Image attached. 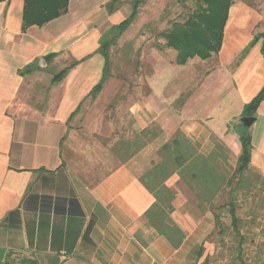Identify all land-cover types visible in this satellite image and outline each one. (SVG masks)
I'll use <instances>...</instances> for the list:
<instances>
[{
    "label": "crops",
    "instance_id": "0c3cea01",
    "mask_svg": "<svg viewBox=\"0 0 264 264\" xmlns=\"http://www.w3.org/2000/svg\"><path fill=\"white\" fill-rule=\"evenodd\" d=\"M110 1L70 0L66 13L26 29L25 0L0 2V264H203L223 238L212 235L215 216L233 230L229 207L214 201L229 196L243 109L264 87L263 38L249 47L264 14L233 3L222 46L206 60L180 65L164 39L145 62L147 88L129 93L124 110H99L112 85L89 96L104 73L101 37L131 14L125 1L110 13ZM57 63L73 65L55 82ZM254 117L247 175L264 183V100ZM127 120L136 134L157 129L128 159ZM165 160L163 180L153 169ZM159 181L175 194L168 223L184 233L178 246L147 217L157 198L146 184Z\"/></svg>",
    "mask_w": 264,
    "mask_h": 264
},
{
    "label": "trees",
    "instance_id": "16d2710c",
    "mask_svg": "<svg viewBox=\"0 0 264 264\" xmlns=\"http://www.w3.org/2000/svg\"><path fill=\"white\" fill-rule=\"evenodd\" d=\"M6 1V0H0ZM70 0H25V7L23 13L24 29L33 26H43L49 23L51 20L59 17L67 12ZM126 0H111L106 4L108 11L111 13L119 7L121 3ZM131 5V14L120 24L112 26L106 33L103 34L100 41L99 52L105 58L104 73L99 84L91 91L90 97L95 99L100 91L103 89L104 84L110 77V48L117 40L128 30L130 25L137 17L141 5L146 0H128ZM184 3L192 2L195 6L193 13L184 22H177L172 27L161 33V38L165 39L166 46L174 48L178 51L176 63L182 65L187 63L190 58L199 57L206 60L211 57L213 53H218L224 37V29L228 20L229 11L233 5V0H181ZM263 38L264 32L257 33L254 40L250 43L251 47L258 39ZM264 52V43H263ZM56 55L52 54L45 58V62H49ZM73 65V64H72ZM69 65L54 75L53 81L61 80L70 70ZM30 69L27 68V70ZM264 100V87L258 93V95L243 109V117H254L260 103ZM80 109V106L79 108ZM243 131L240 132V140L242 143L241 155L238 159L236 169L232 178L229 180V196L228 204L229 212L232 217V227L236 234L240 235V223L241 219L237 216V201L234 194L242 189L245 190L248 186L247 172L251 161V134L247 131V127L243 125ZM146 133V130L142 133L136 134L135 138L128 144L129 152L131 155L137 153L142 147L146 145V141L142 136ZM169 145H165L163 149H167ZM166 151V150H165ZM156 165L153 169L156 175L161 176L163 180L169 177L171 174L170 165L166 162ZM145 181L144 178L142 179ZM234 184V185H233ZM147 187L153 192L157 198V204L155 208L147 212V217L154 227L162 234L166 235L173 245L178 246L181 244L184 238V233L176 226H171L168 223V218L173 212V200L175 198L174 192H172L167 186L163 184V181H159L155 184H146ZM157 185L158 191L154 189ZM237 195V194H236ZM214 207V204H212ZM223 206H217L221 207ZM217 227L223 225L220 220V216H215ZM39 264L34 258H22L18 261L13 259H7L2 264Z\"/></svg>",
    "mask_w": 264,
    "mask_h": 264
},
{
    "label": "rangeland",
    "instance_id": "374dc122",
    "mask_svg": "<svg viewBox=\"0 0 264 264\" xmlns=\"http://www.w3.org/2000/svg\"><path fill=\"white\" fill-rule=\"evenodd\" d=\"M238 1L258 7L264 14V0H233V3ZM126 2L130 4L128 0ZM194 8L192 2L184 3L181 0H146L141 5L137 17L128 30L110 48L109 79L112 80V85L108 87V93L106 92V97H108L104 103L95 108L99 107V110H102L104 106H106L105 109L116 106L115 109L124 110L127 108L129 93L137 91L139 87L142 91L147 88L146 79L151 70L145 68V62L153 57V54L149 53L151 48L164 41L161 38L162 32L169 30L174 23L186 21ZM168 56L165 53V58L171 59ZM61 67L59 63L53 64L50 70L52 73H57L66 66ZM127 128L130 132L128 137H131L129 140L132 141L136 136L132 130V121L128 123L127 120ZM148 133L155 135L157 133L155 126L146 130L142 136L144 140ZM145 141L147 143V140ZM141 149L131 155L132 152L128 151L127 144V159L129 156L138 154ZM170 153V149L168 151L161 149L157 155L166 158ZM247 176V180L249 178L252 180L248 182L246 192H242L237 200V213L241 219L240 235L238 236L234 230L228 229L224 224L222 227H216L212 235L223 238L217 246L216 257L203 264H264V183L261 179L254 178L253 174ZM228 202V197L214 201L216 206L219 204L226 206ZM231 253L233 254L232 260L225 262L226 256Z\"/></svg>",
    "mask_w": 264,
    "mask_h": 264
},
{
    "label": "water",
    "instance_id": "95a60500",
    "mask_svg": "<svg viewBox=\"0 0 264 264\" xmlns=\"http://www.w3.org/2000/svg\"><path fill=\"white\" fill-rule=\"evenodd\" d=\"M255 121V117H243L242 122L245 127H250Z\"/></svg>",
    "mask_w": 264,
    "mask_h": 264
}]
</instances>
